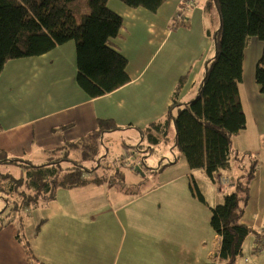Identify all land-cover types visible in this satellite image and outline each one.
<instances>
[{
	"label": "crops",
	"instance_id": "obj_1",
	"mask_svg": "<svg viewBox=\"0 0 264 264\" xmlns=\"http://www.w3.org/2000/svg\"><path fill=\"white\" fill-rule=\"evenodd\" d=\"M183 1L165 0L157 12H151L109 0V7L123 18L120 35L112 39V45L128 59L130 82L108 94L92 98L80 87L74 40L39 56L8 61L0 74V148L12 158L44 164L54 150L80 141L102 119L114 120L120 127L116 131L140 134L139 129L165 116L182 76L187 79L179 100L193 99L214 56L211 34L219 20L212 11L208 15L206 0H193L184 12L187 25L171 28ZM262 53V41L252 37L240 84L247 125L233 138L238 157L232 158L230 166L237 161L243 173L249 166L247 156L243 157L247 152L258 160L242 221L260 234L246 237L236 264H246V259L264 264V93L255 80ZM156 134L163 140L161 132ZM76 152L81 151L75 150L72 157ZM180 159H186L183 153L175 162ZM140 160L146 162L144 157ZM13 165L20 167V173H11L24 176L25 168ZM117 166H106L116 172L109 170L104 182L59 188L55 198L42 202L37 218L30 208L24 212L22 226L15 215L0 218V264H34V259L44 264H202L217 258L221 237L209 230L211 215L194 195L191 200L190 179L184 180L187 175L194 177L193 173L174 171L151 185L153 176L141 169L135 182L122 184L127 173ZM20 227L33 258L17 236ZM259 238L263 241L258 245ZM250 253L254 259L248 257Z\"/></svg>",
	"mask_w": 264,
	"mask_h": 264
},
{
	"label": "trees",
	"instance_id": "obj_2",
	"mask_svg": "<svg viewBox=\"0 0 264 264\" xmlns=\"http://www.w3.org/2000/svg\"><path fill=\"white\" fill-rule=\"evenodd\" d=\"M121 1L129 7H144L151 12H157L165 2ZM108 2L0 0V74L10 60L39 56L74 40L77 80L90 97H99L126 85L130 82L128 59L112 45V39L120 35L123 18L109 7ZM213 7L219 15V27L211 34L215 55L208 61L197 95L187 102L179 100L187 79V76H182L165 116L139 131L157 144L159 138L156 133L161 132L165 140L167 128L173 122L176 136L172 149H179L192 169H204L207 177L216 182L220 172L230 168L232 158L238 157L233 138L247 125L240 84L245 51L252 37H257L263 43L255 80L264 93V0H206V11L211 12ZM185 25V19L180 20L175 16L170 27ZM118 128L114 120L102 119L99 126L86 137L54 150L49 162L40 165L12 158L5 149L0 148V200L5 201L0 216L6 219L16 212L19 217L17 222L22 226L26 209L55 198L59 188L104 182L107 175L98 172L104 160V156L100 155L104 142L102 135ZM151 148L154 150V147ZM78 149L80 156L72 157V152ZM244 156L249 160L248 168L235 177L233 188L223 193L222 201L211 207L210 225L221 237V245L217 258L202 264H236L246 237L253 232L260 234L242 221L250 197V183L258 165V160L250 153ZM6 164L23 166L24 176L15 177L10 171H1V166ZM143 164H146L144 160ZM162 166L147 168L157 171ZM194 178L190 182L192 194L205 202V196ZM17 236L25 243L28 256L33 258L22 227ZM258 240V245L262 244V238ZM32 263L44 264L37 259Z\"/></svg>",
	"mask_w": 264,
	"mask_h": 264
},
{
	"label": "rangeland",
	"instance_id": "obj_3",
	"mask_svg": "<svg viewBox=\"0 0 264 264\" xmlns=\"http://www.w3.org/2000/svg\"><path fill=\"white\" fill-rule=\"evenodd\" d=\"M212 12H213V14L218 15L217 9L215 7H213ZM210 14H211V12L208 13V15H210ZM217 18L219 20V15L217 16ZM214 55H215V52H214ZM172 124H173V122H172ZM172 126H171V129H170L169 134L167 136V139H165V141L161 140L157 144H154L153 142H151L148 139L147 135H142L141 133L140 134H136V133L132 134L129 130H123V131H116L115 130V131L105 133V136L103 139V141H104L103 146H102V149L100 151V155L104 156L105 164H102V167L98 169V172L104 173V174H108L109 170H113L116 172L114 167L113 168L110 167L108 170V168H106V166L108 164H110L112 166V165H115L116 163H118L117 167L120 166V168H122L127 173V178L121 182L122 184L135 182V181H133L134 176L138 175V173H143V171L141 170V169H143V170H146L147 172H149V174L151 176H153V178L149 182H151V185H154L155 181L157 180V178L159 176H161V179H164L168 175L169 176L172 175V173L174 171L182 173L184 171L189 170L190 175H191V173H193L195 175L194 176L195 178L193 176H191L189 178L187 175L186 179H184V180L190 179L189 181L191 182L192 178H194L197 182V185H198L200 191L205 196L206 201L201 202V201L197 200L196 198H194L191 189H190V196H191L190 198L192 201L194 198V200H196V202L198 204H201L202 206H206L207 212L211 215V213H212L211 207H213L217 201H222L224 194L223 193H216L214 191L213 185L211 184L212 180H210L207 177L204 169H202V168L192 169L189 166L187 159H180L177 162H175L179 158V155L182 152L179 149H177L176 147L174 149H172L174 144H175V133H176L175 127L174 126L172 127ZM162 136H163V134H162ZM150 147H154V150H152V148L150 149ZM77 153L78 152L74 153L73 155H76ZM165 153L168 156H166ZM137 154H139L140 157L137 156ZM164 154H165V156L163 157L162 155H164ZM128 155H133L132 162H128L125 160ZM79 156H80V153L76 155V157H79ZM176 156L178 158H176ZM142 157L145 158L146 164H143L141 166L135 165L136 164L135 162L140 160ZM171 160H173V162H175V163L167 164V162H169ZM120 162H123V163H120ZM160 162H161L160 165L161 166L164 165V166H162V168L163 167L164 168L158 172H151L149 169L146 168L147 165L148 166H150V165L151 166H153V165L157 166V165H159ZM40 163H42V162H40ZM88 164H90V162H88ZM245 164H246V162H245ZM64 165H67V164L65 163ZM159 166H157V167H159ZM238 166H240V164L234 160L232 162V167L229 169H226L225 173H223V172L222 173L229 175L231 178L236 177L237 175L242 173L241 171L238 170ZM247 168L248 167H246L245 169H247ZM1 171H4V172L10 171L17 176L20 173V167L13 165V164H6V165L1 166ZM116 184L118 185V184H120V182L117 181ZM165 188L168 189L169 186L165 187ZM4 207H5V201L0 200V211L3 210ZM30 209H31L30 214L34 211L33 213L35 215V218H37L38 213L42 212V201L39 204L32 206ZM12 215H15L16 221H18V219H19L18 214L16 212H14ZM210 215H209V217H210ZM0 218L3 220L5 219L3 217H0ZM1 219H0V224H1ZM209 220H210V218H208V226H209L208 228H210L209 229L210 231L211 230L213 231V229L210 227ZM207 241H208V247H211V245H212L211 238L208 237ZM255 255H258V254H255ZM248 257L250 258V260L254 259L253 253L248 254ZM243 259H246V258L243 257ZM249 264H256V263L253 260H251L249 262Z\"/></svg>",
	"mask_w": 264,
	"mask_h": 264
},
{
	"label": "built area",
	"instance_id": "obj_4",
	"mask_svg": "<svg viewBox=\"0 0 264 264\" xmlns=\"http://www.w3.org/2000/svg\"><path fill=\"white\" fill-rule=\"evenodd\" d=\"M193 0H184L182 3V6L180 8V10L177 12L176 17L177 19H184V12L188 9V7L191 5ZM128 162H132L133 160V155H128L125 159ZM137 166H141L143 165V161L142 160H138L137 162H135ZM133 166V165H132ZM214 185L216 187L217 192L220 193H225L227 191H229V189L231 188V186L233 185L232 183V178L229 175L220 173L217 176V180L216 182H214ZM260 241V240H258ZM259 251V249L256 250V252ZM246 264H249V260L246 259Z\"/></svg>",
	"mask_w": 264,
	"mask_h": 264
},
{
	"label": "water",
	"instance_id": "obj_5",
	"mask_svg": "<svg viewBox=\"0 0 264 264\" xmlns=\"http://www.w3.org/2000/svg\"><path fill=\"white\" fill-rule=\"evenodd\" d=\"M208 66V65H207Z\"/></svg>",
	"mask_w": 264,
	"mask_h": 264
}]
</instances>
